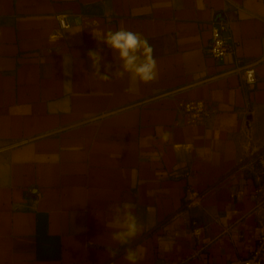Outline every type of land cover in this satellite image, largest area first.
<instances>
[{
  "label": "crops",
  "instance_id": "obj_1",
  "mask_svg": "<svg viewBox=\"0 0 264 264\" xmlns=\"http://www.w3.org/2000/svg\"><path fill=\"white\" fill-rule=\"evenodd\" d=\"M216 20L238 58L264 55V0H0V264H128L129 246L143 249L138 264L250 256L264 234L251 160L264 151V61L244 88L228 72L236 58L207 55ZM121 26L148 39L158 66L132 93L127 78H96L87 55L102 50V74L119 68L92 33ZM192 100L214 110L202 125L178 110ZM123 204L141 225L128 246L107 226Z\"/></svg>",
  "mask_w": 264,
  "mask_h": 264
},
{
  "label": "clouds",
  "instance_id": "obj_2",
  "mask_svg": "<svg viewBox=\"0 0 264 264\" xmlns=\"http://www.w3.org/2000/svg\"><path fill=\"white\" fill-rule=\"evenodd\" d=\"M92 34L99 42L110 48L120 61L119 68L110 74L112 65L104 64L105 71L102 74L101 62L104 60L101 55L102 50H89L87 55L94 69L92 73L100 81L109 82L113 78L121 80L127 78L129 86L126 91L132 93L137 91L140 83L148 84L157 79V61L153 55L154 49L147 38L123 26L116 31L108 30ZM170 136L171 133L162 131L161 140L167 142ZM132 207L130 204L116 206L113 209L112 219L107 225L113 229L111 239L120 246L131 245V242L141 231V225L138 223ZM119 251V248H109L108 254L111 257H116ZM142 258L143 249L130 246L125 249L124 259L128 264H138Z\"/></svg>",
  "mask_w": 264,
  "mask_h": 264
},
{
  "label": "built area",
  "instance_id": "obj_3",
  "mask_svg": "<svg viewBox=\"0 0 264 264\" xmlns=\"http://www.w3.org/2000/svg\"><path fill=\"white\" fill-rule=\"evenodd\" d=\"M59 18V19H58ZM57 20L62 30L69 29L71 22L68 14L57 15ZM207 55L215 61H223L234 57V67L229 73H237L242 82V86L251 89L258 82L257 66L264 61V55L254 61H244L236 56V44L231 37L228 21L216 20L211 23V42L207 48ZM178 110L185 116L187 122L193 125H202L211 116L214 110L202 100L182 101L178 103ZM253 166L257 167L264 185V151L256 153L251 157ZM201 197L193 195L189 191L187 206L199 205ZM199 230H196L198 233ZM234 264H264V234H262L251 252L250 256L236 261Z\"/></svg>",
  "mask_w": 264,
  "mask_h": 264
}]
</instances>
